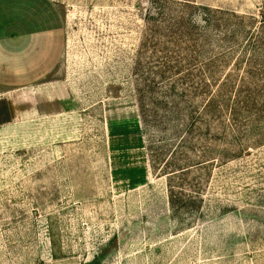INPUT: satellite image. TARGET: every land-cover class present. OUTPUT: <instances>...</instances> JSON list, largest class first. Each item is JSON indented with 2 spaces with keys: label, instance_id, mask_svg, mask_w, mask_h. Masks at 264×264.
<instances>
[{
  "label": "rangeland",
  "instance_id": "obj_1",
  "mask_svg": "<svg viewBox=\"0 0 264 264\" xmlns=\"http://www.w3.org/2000/svg\"><path fill=\"white\" fill-rule=\"evenodd\" d=\"M50 19V72L0 93V264H264V0Z\"/></svg>",
  "mask_w": 264,
  "mask_h": 264
},
{
  "label": "crops",
  "instance_id": "obj_2",
  "mask_svg": "<svg viewBox=\"0 0 264 264\" xmlns=\"http://www.w3.org/2000/svg\"><path fill=\"white\" fill-rule=\"evenodd\" d=\"M51 32L50 0H0V93L50 72Z\"/></svg>",
  "mask_w": 264,
  "mask_h": 264
}]
</instances>
